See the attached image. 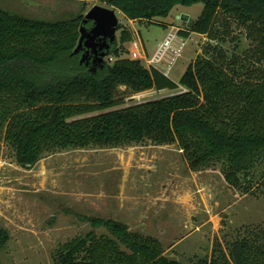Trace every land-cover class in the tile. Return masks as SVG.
Here are the masks:
<instances>
[{"label":"trees","instance_id":"trees-1","mask_svg":"<svg viewBox=\"0 0 264 264\" xmlns=\"http://www.w3.org/2000/svg\"><path fill=\"white\" fill-rule=\"evenodd\" d=\"M101 1L130 20L163 26L155 18H169L177 6L203 3L190 30L179 34L226 41L215 28L222 11L246 27L255 44L254 65L240 73L221 46L208 44L175 82L125 56L124 44L134 33L122 26L120 44L115 42L106 56L114 62L105 58L87 65L74 52L84 13L54 21L0 6V133L17 162L32 167L46 154L67 149L178 143L193 171L220 164L231 188L264 195V0ZM120 86L133 94L175 92L117 108L124 103ZM89 221L106 232L91 230L60 244L53 264H183L166 255L160 239L124 222ZM8 241V232L0 230V251ZM189 264H264V228L247 227L227 241L226 250L218 242L211 257Z\"/></svg>","mask_w":264,"mask_h":264},{"label":"rangeland","instance_id":"rangeland-1","mask_svg":"<svg viewBox=\"0 0 264 264\" xmlns=\"http://www.w3.org/2000/svg\"><path fill=\"white\" fill-rule=\"evenodd\" d=\"M95 5L109 7L101 0H0V6L12 12L54 21L85 15ZM203 7V3L177 6L169 18H155L167 26L130 20L109 7L120 21L116 43L120 44L122 29L131 30L150 57L169 32L190 30ZM215 28L226 41L195 32L189 38L178 35L162 71L171 66L170 78L179 82L208 44L221 46L240 73L254 65L255 44L244 25L220 11ZM124 47L129 51L133 44ZM125 56L130 57V51ZM141 61L148 67L145 59ZM174 92L152 89L133 94L120 86L124 103L117 108ZM0 144V230L9 235L0 251L3 264H53L52 254L60 244L91 230L106 232L91 225L94 217L121 221L133 231L160 239L166 255L183 264L211 257L218 242L226 250L227 241L247 227L264 228L263 194L231 188L220 164L193 171L178 143L67 149L46 154L32 167L17 162L1 133Z\"/></svg>","mask_w":264,"mask_h":264},{"label":"water","instance_id":"water-1","mask_svg":"<svg viewBox=\"0 0 264 264\" xmlns=\"http://www.w3.org/2000/svg\"><path fill=\"white\" fill-rule=\"evenodd\" d=\"M90 21L93 22V26L88 29L86 24ZM119 24V17L115 9L95 5L84 16L79 44L74 52L79 53L85 45L88 50L93 48L97 53L96 58L100 62L104 61L109 54L111 46L117 41L116 34ZM98 46L102 50L100 53L97 52ZM86 54L87 52L84 53L82 61L85 60Z\"/></svg>","mask_w":264,"mask_h":264},{"label":"built area","instance_id":"built-area-1","mask_svg":"<svg viewBox=\"0 0 264 264\" xmlns=\"http://www.w3.org/2000/svg\"><path fill=\"white\" fill-rule=\"evenodd\" d=\"M180 32V29L172 30L169 32L168 36L159 44L158 48L156 49L155 53L147 57L145 51L141 48L138 41H132L133 47L130 48V57L133 59H145L148 63V67H154L160 71L162 69L160 66H162V62L166 60V57L169 55V53L172 50L173 47V41L177 39ZM184 37V36H182ZM190 37V36H189ZM188 37V38H189ZM186 38V37H185ZM184 40L182 41V44H184ZM174 52H177V56L181 55L179 51L175 50ZM166 76L170 77L171 73V66H169L166 71H162ZM142 93V92H140Z\"/></svg>","mask_w":264,"mask_h":264},{"label":"flooded vegetation","instance_id":"flooded-vegetation-1","mask_svg":"<svg viewBox=\"0 0 264 264\" xmlns=\"http://www.w3.org/2000/svg\"><path fill=\"white\" fill-rule=\"evenodd\" d=\"M86 26L88 27V28H91L92 26H93V22H88L87 24H86ZM92 45H93V43H92ZM97 52L98 53H100L102 50L100 49V46H98L97 47ZM86 53L87 52V54H86V56H85V61L87 62V65L88 64H90V62L91 61H93L94 63H96V62H100L97 58H96V55H97V53L93 50V48H91V49H89L88 50V48L84 45L83 46V48L80 50V54L82 55L83 53Z\"/></svg>","mask_w":264,"mask_h":264}]
</instances>
